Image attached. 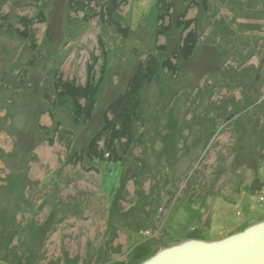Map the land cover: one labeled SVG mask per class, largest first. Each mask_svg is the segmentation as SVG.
<instances>
[{"label": "rangeland", "instance_id": "1", "mask_svg": "<svg viewBox=\"0 0 264 264\" xmlns=\"http://www.w3.org/2000/svg\"><path fill=\"white\" fill-rule=\"evenodd\" d=\"M206 1L123 0L114 22L129 34L105 32L109 73L93 118L78 124L62 107L51 115L55 86L86 84L108 0H0V151H14L9 163L0 158V264H142L165 247L219 241L264 221V0ZM41 11L46 22L34 20ZM194 30V55L144 83L133 142L116 145L122 162L70 161L128 92L138 63L151 54L173 61ZM58 123L73 133L71 147ZM6 167L27 173L28 202L5 194ZM141 195L149 216L137 213Z\"/></svg>", "mask_w": 264, "mask_h": 264}, {"label": "trees", "instance_id": "2", "mask_svg": "<svg viewBox=\"0 0 264 264\" xmlns=\"http://www.w3.org/2000/svg\"><path fill=\"white\" fill-rule=\"evenodd\" d=\"M166 0H161V3H164ZM73 2H71L72 4ZM76 5L84 9L85 5L83 2H74ZM73 3V4H74ZM123 0H108V4L105 7V10L101 12V20L100 26L102 28V33L99 36V56H92L90 63L87 66V80L85 85H78L74 81L70 82H63L60 79L55 86L56 98L52 100L53 109L50 110L51 115L54 114L56 108H64L69 111V113L74 117L76 123L81 124L82 121L88 122L93 118L95 108L99 102V98L102 95V91L105 85V81L107 75L109 73V55L110 50L107 44L104 41L105 35L108 31V27L116 26L120 33L127 37L129 34V30L127 28H123V25L116 24L115 17L117 12L119 11L120 7L122 6ZM203 3L207 4L208 1L203 0ZM162 5V4H161ZM173 3L170 5L163 6V10L158 17V23L163 22L171 8H173ZM73 8V6H72ZM185 17V14H182V17ZM183 17V18H184ZM34 20H38L40 22H46V18L44 13L41 11L37 15ZM33 21H27L25 19V23H31ZM185 24V29H190L191 25L194 24V21L187 20L184 22H180ZM170 31V26H158L157 32L159 34L168 35ZM22 35V33L20 34ZM24 38L28 36L27 33H23ZM199 41V37L197 31H190L187 36L183 39L180 46L178 45L177 50L174 51V58H168L167 62L160 64L158 62V57L156 54H151L148 56V60H142L138 63V67L135 70L133 77L131 78L129 85H128V92L120 95L117 100H115L104 113L103 118V127L102 129L96 134L90 142L87 144V147L82 151L78 152H71L69 150L68 156H70V161H81L85 157L91 161L94 159H98L99 161L103 162H110L113 164L121 163V158L118 153L116 145L120 143L122 140H126L127 146H130L133 142L134 135L136 133L137 125H138V112L141 106V92L143 89L144 83H151L155 76H157L161 69H168L169 72L176 73L177 66L174 64V59L179 60L183 59L188 61L193 55L197 48ZM159 50L162 48H158ZM58 72V71H57ZM58 74V73H57ZM5 77V76H4ZM24 82V80L22 81ZM24 84V83H23ZM84 101L82 105L81 102ZM142 120V119H141ZM140 120V121H141ZM61 124L58 123V127L55 128V131L62 132L61 139H67L69 142L68 146L71 147V143L73 142V133L69 130L60 129ZM53 127V126H52ZM41 128L45 130H49L46 127ZM51 142H54V138L49 137ZM104 140L105 142V150H100L99 143ZM10 154H6L3 151H0V158L6 162H10ZM13 157H16V160L19 161L17 158L19 157L22 160V157L19 154L15 153ZM27 159H29L27 157ZM80 159V160H79ZM28 167V166H27ZM151 174V173H148ZM141 175L134 173L133 177L136 180L135 184L139 187V180ZM1 178V176H0ZM152 179L151 175H148L147 179ZM7 180L8 190L5 191V194L10 195H18L19 201L22 203L28 202L24 189L27 186V183L30 184V180L26 179V174L23 172H14L12 170L5 179ZM125 180V178H123ZM28 181V182H27ZM31 185V184H30ZM7 188V186H6ZM5 188V189H6ZM14 189L15 193L13 190ZM153 194L155 192V188L152 189ZM119 191V190H118ZM20 192V193H19ZM151 193V194H152ZM118 196V193L115 197ZM118 199V198H117ZM140 206L137 208V213L142 215H150L151 211V203H149V195H141L140 198ZM135 207V204L132 205ZM19 211L21 209H27L28 205H18ZM147 208L149 211L146 212ZM18 211V212H19ZM1 213V212H0ZM4 213L0 214V224H5L2 220L4 218ZM3 227V226H2ZM15 229V228H14ZM12 255H8L6 257V261L9 263L10 258ZM152 257V256H151ZM149 257V258H151ZM147 258L146 260H148ZM145 260V261H146ZM16 264V263H12Z\"/></svg>", "mask_w": 264, "mask_h": 264}, {"label": "water", "instance_id": "3", "mask_svg": "<svg viewBox=\"0 0 264 264\" xmlns=\"http://www.w3.org/2000/svg\"><path fill=\"white\" fill-rule=\"evenodd\" d=\"M142 264H264V221L219 241L165 247Z\"/></svg>", "mask_w": 264, "mask_h": 264}, {"label": "crops", "instance_id": "4", "mask_svg": "<svg viewBox=\"0 0 264 264\" xmlns=\"http://www.w3.org/2000/svg\"><path fill=\"white\" fill-rule=\"evenodd\" d=\"M59 133H62L61 131L60 132H58V134ZM66 141H67V139H66ZM68 142V141H67ZM68 150H69V148H68ZM4 152V151H3ZM5 153V152H4ZM12 153H14V151H12L11 153H6V154H10L11 156H12ZM69 154V153H68ZM13 159H15V157H13ZM6 169H7V173L5 174V177L7 176V174H9L12 170H13V168H10V169H8L7 167H6ZM27 174V173H26ZM1 176V175H0ZM2 178V177H1Z\"/></svg>", "mask_w": 264, "mask_h": 264}]
</instances>
